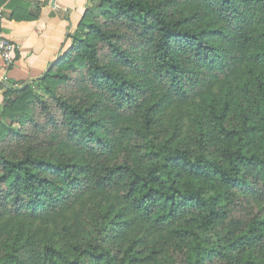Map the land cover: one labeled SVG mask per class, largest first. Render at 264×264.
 <instances>
[{
	"label": "trees",
	"instance_id": "16d2710c",
	"mask_svg": "<svg viewBox=\"0 0 264 264\" xmlns=\"http://www.w3.org/2000/svg\"><path fill=\"white\" fill-rule=\"evenodd\" d=\"M91 2L0 105V264H264V0Z\"/></svg>",
	"mask_w": 264,
	"mask_h": 264
},
{
	"label": "crops",
	"instance_id": "0c3cea01",
	"mask_svg": "<svg viewBox=\"0 0 264 264\" xmlns=\"http://www.w3.org/2000/svg\"><path fill=\"white\" fill-rule=\"evenodd\" d=\"M33 1V0H23ZM39 19L12 22L10 11L3 9V34L17 46V59L6 70L0 61V105L7 89L19 87L43 76L50 64L70 45L67 35L76 30L91 0H38ZM55 2V5H54Z\"/></svg>",
	"mask_w": 264,
	"mask_h": 264
},
{
	"label": "built area",
	"instance_id": "2783aa9c",
	"mask_svg": "<svg viewBox=\"0 0 264 264\" xmlns=\"http://www.w3.org/2000/svg\"><path fill=\"white\" fill-rule=\"evenodd\" d=\"M3 9H0V61L6 70L14 66L17 59V46L2 32Z\"/></svg>",
	"mask_w": 264,
	"mask_h": 264
},
{
	"label": "rangeland",
	"instance_id": "374dc122",
	"mask_svg": "<svg viewBox=\"0 0 264 264\" xmlns=\"http://www.w3.org/2000/svg\"><path fill=\"white\" fill-rule=\"evenodd\" d=\"M92 8H93L95 14L98 15L99 11L97 10V8H94V7H92Z\"/></svg>",
	"mask_w": 264,
	"mask_h": 264
},
{
	"label": "water",
	"instance_id": "95a60500",
	"mask_svg": "<svg viewBox=\"0 0 264 264\" xmlns=\"http://www.w3.org/2000/svg\"><path fill=\"white\" fill-rule=\"evenodd\" d=\"M54 5H55V2H54Z\"/></svg>",
	"mask_w": 264,
	"mask_h": 264
}]
</instances>
